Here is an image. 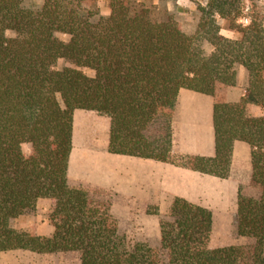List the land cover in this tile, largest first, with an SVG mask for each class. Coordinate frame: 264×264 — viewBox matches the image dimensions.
<instances>
[{
  "label": "trees",
  "instance_id": "trees-1",
  "mask_svg": "<svg viewBox=\"0 0 264 264\" xmlns=\"http://www.w3.org/2000/svg\"><path fill=\"white\" fill-rule=\"evenodd\" d=\"M164 1V0H163ZM0 0V255L77 253L80 264H264V26L238 23L243 0L198 5L193 35L139 0ZM28 4V5H27ZM225 21L240 34H221ZM63 60L66 65L56 69ZM247 82L239 100L226 93ZM91 72L89 74L88 72ZM213 98L215 154L172 158L178 96ZM109 118L111 154L172 163L227 179L234 144L251 150L249 184L237 196L235 234L244 245L209 248L213 212L183 198L159 216L158 245L132 241L111 193L72 184L69 160L77 111ZM27 147V151L25 149ZM49 200L51 236L14 226Z\"/></svg>",
  "mask_w": 264,
  "mask_h": 264
},
{
  "label": "rangeland",
  "instance_id": "rangeland-1",
  "mask_svg": "<svg viewBox=\"0 0 264 264\" xmlns=\"http://www.w3.org/2000/svg\"><path fill=\"white\" fill-rule=\"evenodd\" d=\"M42 0H25L26 3L39 4ZM153 10L154 16L160 18L167 13L175 17L188 35L196 31V11L198 5H206L211 0H139ZM27 4V5H28ZM102 15L110 14L109 0H98ZM242 14L238 23L249 25L251 18L259 19L264 26V0H243ZM221 34L227 38L237 39L240 34L229 29V24L221 22ZM66 63L60 60L56 69L62 68ZM91 74V72H88ZM247 82L245 71H240L239 83L236 87L230 88L226 97L230 101L239 100ZM213 100V98H212ZM191 105V106H189ZM199 105V106H198ZM200 103L195 99H183L178 108L176 128L184 127L187 124H194L197 118L196 111ZM195 110V111H194ZM252 114L264 116V109L253 106ZM190 119V120H188ZM193 119V120H192ZM200 120L195 119V124L200 126ZM181 125V126H180ZM109 118L98 115L95 112L80 110L76 112L74 120V141L76 152L96 155L106 146L109 139L110 127ZM186 127V126H185ZM180 130V129H179ZM186 134L190 132L187 129ZM189 137V136H188ZM240 142V141H239ZM238 144L235 155V166L232 165L231 175L227 179H219L211 175L200 174V195L196 199L200 205L213 212V227L207 240L209 248H218L232 245H244L251 242L249 238L239 237L235 234V217L237 212V196L239 188H244V193L256 196L258 191L249 184L251 174V150L245 143ZM27 151V147H25ZM97 149V150H96ZM98 155V154H97ZM186 155L173 154L172 159L179 162ZM95 157V156H92ZM96 162V160L94 161ZM110 170L115 163H107ZM174 165V164H173ZM89 172L91 170H88ZM151 175V174H150ZM149 175V176H150ZM164 175V174H162ZM89 176L98 178L95 180L72 179V184H84L95 189L111 193L114 198L113 213L118 220L121 230L125 232L129 240L147 241L151 245H158L160 239L159 216L152 214L158 211L160 215L170 211L173 195L166 184L165 178L159 177L151 180L147 178L148 172L138 173L126 171L124 173H113L107 175L102 171L95 170ZM103 177H108L109 182H104ZM153 181V182H152ZM101 183L102 187L96 183ZM195 199V196H192ZM16 258L22 260V264H28L32 259L27 253L10 254V261L16 263ZM38 264H80L77 253L49 254L46 257L36 258Z\"/></svg>",
  "mask_w": 264,
  "mask_h": 264
},
{
  "label": "crops",
  "instance_id": "crops-1",
  "mask_svg": "<svg viewBox=\"0 0 264 264\" xmlns=\"http://www.w3.org/2000/svg\"><path fill=\"white\" fill-rule=\"evenodd\" d=\"M241 70L245 71V69L243 68H241L240 71ZM187 98L190 100L195 99L196 101H198V103H200V108H198V110L196 111L197 118H195L196 120H200V123H198L200 124V126L195 124V119H192L194 121V124L186 123L184 127H179L177 129L176 126L178 125V121L176 120V116L178 113V108L181 106L183 99L186 100ZM213 103L214 100H212V97L210 96L196 93L187 89H182L180 91L173 119L174 137L172 155L176 153L186 156H214L215 133L213 127ZM185 129L192 132L187 135ZM238 144H243L242 146L245 145V143L242 141L235 142L232 159L233 166H235V155L237 152V147H239ZM108 146L109 139L107 140L104 149L100 148L102 149L100 153H97L95 151L94 154L96 155L90 156V154L88 153H77L75 148V141L73 139V149L69 160L70 180L80 179L83 181H87L85 178L91 180L98 179L94 178L93 176H89V173L93 174L95 170L102 171V173L106 175L110 171H113V173H124L126 171H132L141 174L148 172L147 178L150 177L151 180L156 179L157 174L159 175V177L163 176L165 178L169 190L172 194H174L173 201L176 198H183L192 203L200 205V201L196 199V197L198 198V196L200 195V173L182 168L177 165H173L172 163L157 162L150 159H141L131 156L111 154L108 151ZM95 160L96 162H94ZM109 161L115 163V167L112 168V170H110L107 165ZM88 170L91 171L89 172ZM102 179L105 183L109 182L108 177H103ZM96 184L102 187V184L100 182ZM192 196H195V199L192 198ZM48 210L49 200L40 199L37 203L35 213L19 217L14 223L15 228L24 230L36 229L37 233L41 236H51L54 232V228L47 218ZM17 253L29 254L33 260L28 262V264H38L39 262H37L36 258H39L40 261V258L47 256L32 253L29 251L15 250L2 253L0 255V264H22V260H20V258H16V263L9 260L10 254L12 255Z\"/></svg>",
  "mask_w": 264,
  "mask_h": 264
}]
</instances>
